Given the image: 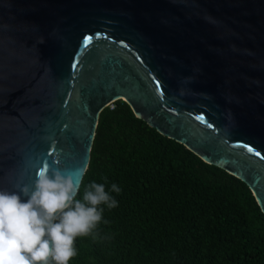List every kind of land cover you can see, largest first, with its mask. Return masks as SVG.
Here are the masks:
<instances>
[{
	"label": "water",
	"instance_id": "1",
	"mask_svg": "<svg viewBox=\"0 0 264 264\" xmlns=\"http://www.w3.org/2000/svg\"><path fill=\"white\" fill-rule=\"evenodd\" d=\"M119 99L264 214V0H0V188L82 182Z\"/></svg>",
	"mask_w": 264,
	"mask_h": 264
},
{
	"label": "trees",
	"instance_id": "2",
	"mask_svg": "<svg viewBox=\"0 0 264 264\" xmlns=\"http://www.w3.org/2000/svg\"><path fill=\"white\" fill-rule=\"evenodd\" d=\"M105 176L119 206L105 209L99 238H77L69 264H264V214L248 186L121 99L100 113L81 195Z\"/></svg>",
	"mask_w": 264,
	"mask_h": 264
},
{
	"label": "clouds",
	"instance_id": "3",
	"mask_svg": "<svg viewBox=\"0 0 264 264\" xmlns=\"http://www.w3.org/2000/svg\"><path fill=\"white\" fill-rule=\"evenodd\" d=\"M83 186L71 173L48 165L30 184L0 188V264H69L78 237H100L105 209L119 206L121 187L108 178ZM108 239V237H104Z\"/></svg>",
	"mask_w": 264,
	"mask_h": 264
},
{
	"label": "snow or ice",
	"instance_id": "4",
	"mask_svg": "<svg viewBox=\"0 0 264 264\" xmlns=\"http://www.w3.org/2000/svg\"><path fill=\"white\" fill-rule=\"evenodd\" d=\"M85 39H86V40H87V39H90V37H87V38H85ZM251 150H252V149L250 148L249 151H251ZM256 155L259 156L260 153H259V152H256Z\"/></svg>",
	"mask_w": 264,
	"mask_h": 264
}]
</instances>
